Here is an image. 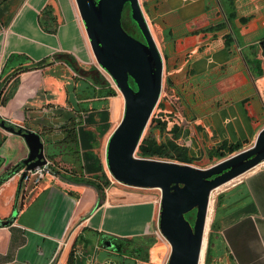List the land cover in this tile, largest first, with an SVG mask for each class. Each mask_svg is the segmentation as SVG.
<instances>
[{
    "label": "crops",
    "instance_id": "crops-1",
    "mask_svg": "<svg viewBox=\"0 0 264 264\" xmlns=\"http://www.w3.org/2000/svg\"><path fill=\"white\" fill-rule=\"evenodd\" d=\"M155 1L148 23L168 87L182 94V85L183 99L192 93L208 105L202 115L189 102L187 113L161 112L163 120L173 114L167 128L188 137L180 143L192 158L168 159L193 165L208 157L209 166L197 164L207 168L251 147L264 128V33L235 27L236 11L233 22L206 0ZM1 86L4 113L41 134L54 167L36 185L20 188L18 173L0 185V219H13L0 225V264H167L171 245L159 230L155 189L123 185L108 170L107 144L125 100L96 60L76 0H0ZM237 142L245 146L211 158L221 144ZM28 153L21 135L0 126V177ZM233 182L215 198L212 260L264 264V168Z\"/></svg>",
    "mask_w": 264,
    "mask_h": 264
},
{
    "label": "water",
    "instance_id": "water-1",
    "mask_svg": "<svg viewBox=\"0 0 264 264\" xmlns=\"http://www.w3.org/2000/svg\"><path fill=\"white\" fill-rule=\"evenodd\" d=\"M96 60L113 79L125 100L123 117L107 144V165L119 183L161 191L159 230L171 245L167 264H203V246L214 190L253 170L264 161V128L254 144L208 167L140 157L138 147L163 90L164 63L139 0H76ZM143 40L123 26L126 4ZM264 51V39L260 42ZM264 54V52H263ZM134 81L136 88L131 84ZM0 126L21 135L29 148L18 170L47 163L45 144L39 132L0 117ZM0 177V185L7 178ZM195 211L192 222L186 214ZM12 218L2 220L8 225ZM209 243V237H208ZM208 248V245H207Z\"/></svg>",
    "mask_w": 264,
    "mask_h": 264
},
{
    "label": "rangeland",
    "instance_id": "rangeland-1",
    "mask_svg": "<svg viewBox=\"0 0 264 264\" xmlns=\"http://www.w3.org/2000/svg\"><path fill=\"white\" fill-rule=\"evenodd\" d=\"M143 11L147 17V20L150 22L149 18H151V15L157 14V10L156 6H154L156 4L155 0H150L149 4L146 3V0H139ZM161 2V0L159 1V3ZM158 3V2H157ZM206 3L210 6V7H218L221 13H229L230 14V18L232 19L233 22L236 21V26L237 28L240 29H244V31H249V33L257 35V34H262L264 33V0H206ZM161 4V3H160ZM157 5V4H156ZM209 7V8H210ZM233 11L237 12V18L234 21V17L231 16V13ZM210 12L213 11H208L207 14H209ZM173 18L177 19V14L176 12L173 13ZM244 16V17H248V23H244L241 21L240 17ZM150 25V24H149ZM129 30L135 34L137 37H142L140 32L138 31V28L135 24L130 23L129 24ZM252 36V35H251ZM260 48L261 45L259 44ZM263 51V50H262ZM181 86L182 89V94L179 93L178 91H172L170 88L168 87V82H166V74L164 73V79H163V92L161 94V99L164 101V106H158L155 108L151 119L146 127V130L144 132V136L148 135L149 132L151 131L156 137H159L161 135L160 133V129L156 128L155 126L151 127V122L152 119L155 117L160 118L162 116L161 112L165 109L167 110H171L173 112H175L177 109H184V111L187 113L188 111H190V106L187 105V102L190 103V105H193L195 107L196 112L199 115H202L207 109H208V105H205V107H201L199 105L200 100H193V94L192 93H188V96L190 97V99H188V101H186L185 99H183V95H185V91H184V87ZM178 92V93H177ZM179 98H182L181 100ZM160 99V100H161ZM160 102V101H159ZM164 115L167 116V120H172L175 119V117L173 116V114L171 112L169 113H163ZM193 115L189 116V118H192ZM180 119V118H178ZM185 120V119H184ZM181 121V120H180ZM182 127L186 128L191 131L190 127L187 125V122L185 120V122L182 123ZM187 136V135H186ZM183 140H188V137L184 138V139H180V142L184 143ZM162 159H166V158H162ZM169 160V159H166ZM194 164L196 163V165L194 166H198L203 165V166H209L210 164H212V162H209L208 157H205L203 160L200 159H193ZM198 164V165H197ZM208 168V167H207ZM109 170V168H108ZM110 172V171H109ZM241 177V176H240ZM239 178V177H238ZM231 183V182H230ZM234 183V182H233ZM227 186L230 185L229 183L226 184ZM224 187V186H223ZM226 187V186H225ZM220 189H222V187H220L213 195V200H212V215H213V208H214V202H215V198L218 194V192L220 191ZM157 193L158 198L161 199V191L159 189H155L154 190ZM194 213V212H193ZM195 218V213L192 214L191 219L194 220ZM213 220V218H212ZM212 222H211V226H212ZM210 226L209 229V233L212 229V227ZM209 237V234H208Z\"/></svg>",
    "mask_w": 264,
    "mask_h": 264
},
{
    "label": "trees",
    "instance_id": "trees-1",
    "mask_svg": "<svg viewBox=\"0 0 264 264\" xmlns=\"http://www.w3.org/2000/svg\"><path fill=\"white\" fill-rule=\"evenodd\" d=\"M124 28L133 36L137 37L135 34H133L129 30V24H135L136 23L131 19L130 17V5L129 3L126 4L125 11L123 14V20H122ZM137 26V25H136ZM138 28V27H137ZM138 31L140 32L139 28ZM141 36L143 37L142 33L140 32ZM138 38V37H137ZM21 69H26V67H22ZM99 83H102L104 85L107 84V81L101 76L97 75L96 77ZM131 84L134 88H136V85L134 81L131 79ZM4 90V87H0V93H2ZM108 93L115 94V91L113 89H109ZM158 106H164V101L161 99ZM155 126L156 128L160 129L161 135L159 137H156L151 131L148 135L144 136L137 151V155L140 157H149V158H169V159H175L182 162H190L192 160L191 156L189 155V150L187 147L180 143V139L182 137V130L175 126L172 131H168V120H163L161 118H153L151 122V127ZM169 132H172V136L170 137L168 135ZM69 137H72V140H76V135L72 132L68 133ZM245 146V142H237L233 144L229 143H223L219 147L215 148L213 152L210 153L211 158L215 160H220L222 158L227 157L230 154H233L234 152H237L238 150H241ZM54 158V156H52ZM19 166H14L11 170L6 172L8 174L7 180L10 176L13 174L19 172L18 170ZM5 180L3 182H5ZM2 182V183H3ZM99 190L102 188L97 185ZM195 213V211H194ZM193 212L187 213L186 216L189 218L192 222L194 220L191 219ZM212 229L209 233V243L207 248V254H206V263L205 264H214V261L212 260L214 248L213 246V238H214V223L212 224Z\"/></svg>",
    "mask_w": 264,
    "mask_h": 264
},
{
    "label": "built area",
    "instance_id": "built-area-1",
    "mask_svg": "<svg viewBox=\"0 0 264 264\" xmlns=\"http://www.w3.org/2000/svg\"><path fill=\"white\" fill-rule=\"evenodd\" d=\"M110 80H111L112 85L117 87L111 77H110ZM0 117L5 120L10 121V118L8 117V115L4 113V105L2 103H0ZM159 159H162V158H159ZM53 167H54V162L51 159L47 158V163L45 165L39 166L33 170H28L26 172V175L23 179V185L29 186V185H36L40 183L47 174L53 172ZM263 168H264V161L256 167V169H263ZM23 172H24V169L20 170L17 173L22 176Z\"/></svg>",
    "mask_w": 264,
    "mask_h": 264
},
{
    "label": "bare ground",
    "instance_id": "bare-ground-1",
    "mask_svg": "<svg viewBox=\"0 0 264 264\" xmlns=\"http://www.w3.org/2000/svg\"><path fill=\"white\" fill-rule=\"evenodd\" d=\"M254 169H256V168H254ZM218 189L219 188H217L216 190H214L213 193H212V195H211L210 208H209V214H208L207 225H206V235H205V241H204V246H203V255H205V252L207 250V245H208V234H209V229H210L211 221H212V200H213V195H215L214 193ZM202 264H203V259H202Z\"/></svg>",
    "mask_w": 264,
    "mask_h": 264
},
{
    "label": "flooded vegetation",
    "instance_id": "flooded-vegetation-1",
    "mask_svg": "<svg viewBox=\"0 0 264 264\" xmlns=\"http://www.w3.org/2000/svg\"><path fill=\"white\" fill-rule=\"evenodd\" d=\"M226 13H227V12H226ZM228 14H229V13H228ZM229 15H230V14H229ZM227 16H228V15H227ZM228 18H229V16H228ZM232 31H233V30H232ZM233 33H234V32H233ZM138 38L141 39V40H143V37H138ZM263 39H264V38H263ZM263 39H262V40H263ZM262 40H261V41H262ZM261 41H260V42H261ZM262 50H263V49H262ZM263 52H264V51H263ZM162 92H163V91H162ZM168 131H169V130H168ZM168 135H170V137H171V136H172V133L170 134V132H169Z\"/></svg>",
    "mask_w": 264,
    "mask_h": 264
}]
</instances>
